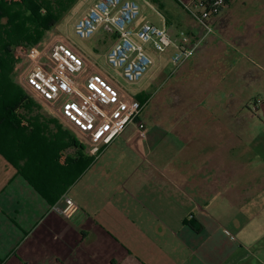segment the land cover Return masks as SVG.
Masks as SVG:
<instances>
[{
    "label": "crops",
    "instance_id": "crops-1",
    "mask_svg": "<svg viewBox=\"0 0 264 264\" xmlns=\"http://www.w3.org/2000/svg\"><path fill=\"white\" fill-rule=\"evenodd\" d=\"M138 1L164 15L162 28L172 37L195 32V24L173 22L164 13L173 3L191 16L185 9L190 0ZM146 21L153 23L147 18L136 26ZM230 51L201 46L177 68L174 50L160 56L151 74L133 84L136 98L147 96L138 116L146 135L130 124L98 153L85 151L92 164L55 205L0 155L3 264H264V161L231 157L237 126L252 116L264 120V110H242L244 104L237 110L229 106L233 96L212 94ZM87 58L111 75L91 53ZM172 98L180 99L174 104ZM186 98L219 103L204 109V100L190 104ZM65 197L74 202L68 211Z\"/></svg>",
    "mask_w": 264,
    "mask_h": 264
},
{
    "label": "built area",
    "instance_id": "built-area-1",
    "mask_svg": "<svg viewBox=\"0 0 264 264\" xmlns=\"http://www.w3.org/2000/svg\"><path fill=\"white\" fill-rule=\"evenodd\" d=\"M230 2L190 0L185 9L196 22L195 32H180L174 38L149 21L136 26L141 14L137 0H97L75 22L74 33L90 39L102 28L116 35L107 63L120 71L124 81L135 84L154 66L148 46L159 54L173 48L172 64L175 68L183 65L209 37L219 34L218 19ZM58 37L52 29L33 46L17 49L14 82L49 115L64 121L87 153H98L130 124H136L145 136L146 125L138 121L141 102L122 90L115 77L100 71L68 38ZM64 200L68 211L74 202L69 197Z\"/></svg>",
    "mask_w": 264,
    "mask_h": 264
},
{
    "label": "trees",
    "instance_id": "trees-1",
    "mask_svg": "<svg viewBox=\"0 0 264 264\" xmlns=\"http://www.w3.org/2000/svg\"><path fill=\"white\" fill-rule=\"evenodd\" d=\"M77 2L0 0V155L50 205L64 197L93 158L57 120L38 111L40 106L14 82L12 72L17 49L41 41ZM137 98L143 104L141 98L147 96Z\"/></svg>",
    "mask_w": 264,
    "mask_h": 264
},
{
    "label": "rangeland",
    "instance_id": "rangeland-1",
    "mask_svg": "<svg viewBox=\"0 0 264 264\" xmlns=\"http://www.w3.org/2000/svg\"><path fill=\"white\" fill-rule=\"evenodd\" d=\"M94 1L78 0L72 10L54 28V32L59 35L58 38L64 36L82 48L86 57L91 53L92 57L100 61L111 75L118 77L117 73L120 71L111 68L103 58L107 51L116 43L117 36L105 33L102 28L90 39H80L74 33L75 22L86 13ZM165 3L168 2L165 1ZM139 5L141 14L137 21L149 18L158 27H164V15L162 13V15L157 14L143 1H140ZM166 5L167 7L165 9L167 12L164 11V13H169L171 16L170 19L173 22L182 24L190 23V28L195 24L194 26L196 27V22L192 16H189L173 3ZM218 33L217 36L209 37L202 44V47L209 46L230 49L232 53L228 55L231 61H228L227 64L223 63L224 66L221 67V71L219 72L220 80L218 85H216V87H219L213 89L212 94L218 96H233L229 106L236 105V109L241 110L242 104H244V109L242 110L259 113L261 110H264V0H231L230 8L219 19ZM233 48L236 51H233ZM173 50V48H169L164 54H159L155 51L149 52L154 60V66L148 74H151L156 64L160 63V56L170 55ZM204 57L214 58L213 55H205ZM205 58L201 62L206 63L207 60ZM217 58L219 57L217 56ZM157 78L159 83L156 88L160 87V92L164 86V76L161 75ZM117 79L121 89L133 95L135 86L119 77ZM235 96L237 98H234ZM179 99L174 98L173 100H176L174 104H177ZM188 99L186 98V100ZM32 100L38 104L33 98ZM201 100L205 101V104L203 103L201 106L204 109L211 108L214 102L219 103V98H190V102H188L191 104V102L196 103ZM162 102H164L163 98ZM39 106L41 108V110H38L40 113L47 114L57 121L59 120L60 125L67 127L64 121L49 115L41 105ZM219 109H221L220 106ZM237 128V148L235 151L231 150V157L236 158L237 162L264 161V120L259 116H252L242 121ZM207 150H209L208 147H206V154L209 153ZM0 160H3L1 156ZM254 171L258 175L260 168H256Z\"/></svg>",
    "mask_w": 264,
    "mask_h": 264
}]
</instances>
